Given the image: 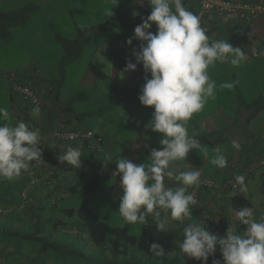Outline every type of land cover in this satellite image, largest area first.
Segmentation results:
<instances>
[{
  "label": "clouds",
  "instance_id": "9594fccd",
  "mask_svg": "<svg viewBox=\"0 0 264 264\" xmlns=\"http://www.w3.org/2000/svg\"><path fill=\"white\" fill-rule=\"evenodd\" d=\"M117 3L118 0H112V5ZM149 3L150 14L135 26L134 37L126 41L131 45L135 38L142 43L139 50L132 53L136 63L126 62L125 71L135 70L137 64H142L145 72L150 73L151 78L144 77L138 99L142 105L154 108L145 127L162 134V147L151 149L150 163L137 164L120 157L115 162L113 175L120 176L123 194L118 212L124 224L143 225L151 215L157 230L167 231V219L162 218L161 210L167 209L172 219L183 221L192 218V206L197 205L188 187L201 183V172L193 168L174 175L169 167L201 147L199 141L189 135L187 123L209 99H215L217 85L208 69L217 61L225 60L234 67L239 66L246 60V54L228 40L210 43L199 17L185 7L183 0H149ZM110 9L106 10L107 16L112 14ZM153 23L155 33L149 31ZM235 84V81L224 82L219 87L231 90ZM8 116L7 109L0 108V119L7 120ZM40 139L39 131L23 121L15 125L0 123V178L14 180L31 161L42 160ZM233 147L239 149V144L234 143ZM81 156L79 147H69L59 160L77 169L81 166ZM211 163L225 167L227 160L217 150ZM165 177L174 178L183 186L173 190L166 186ZM235 179L241 191H247L245 177L238 175ZM236 218L247 226L243 236L227 228L220 237L202 222L186 225L184 238L178 242L180 251L200 264H207L219 246L225 264H264V215L257 220L249 208L242 207ZM149 251L157 257L165 255V249L157 242L150 244ZM212 264L218 261L213 260Z\"/></svg>",
  "mask_w": 264,
  "mask_h": 264
},
{
  "label": "crops",
  "instance_id": "0c3cea01",
  "mask_svg": "<svg viewBox=\"0 0 264 264\" xmlns=\"http://www.w3.org/2000/svg\"><path fill=\"white\" fill-rule=\"evenodd\" d=\"M106 1L108 0H96V3L100 4L105 3ZM123 3H126L128 9L133 10V14L139 21L142 20V18H146L151 12L149 0H119V3L116 5H112V0H110L105 6L106 9L113 7V9H110L113 14L120 4ZM183 3L188 10L192 11L194 14L196 13L198 9L196 3L192 0H183ZM42 4L43 6H40ZM26 7L33 8L35 11L43 8L46 13L44 16L47 19L68 15H70L71 18H74L75 13V7L73 4H69V0H35L22 7L15 6L13 9L2 10L0 13L16 11ZM89 9L91 10L90 6ZM82 11L83 13L88 14L86 9ZM92 11L107 16L106 12H103L100 6ZM259 18L261 19L259 23V29L261 32L257 34L258 37L254 36V41L259 48L260 55L259 57L248 59H262L264 61V36L262 35L264 33V15H261ZM104 20L108 21L107 19ZM106 21H104L103 24ZM73 25H75L76 28V37L78 36V30L80 28L98 26L94 25V23L79 25L76 22H74ZM152 26L156 29L155 23H153ZM207 35L210 43L214 40L224 39L228 40V42L235 47L231 43L232 38L223 31H219L216 36ZM57 36L59 37L60 34H57ZM76 37L60 38L64 40H74ZM141 43L142 42L133 43V46L124 45L122 49L123 63L118 58L115 59L114 57H110L112 61L107 70L108 72L97 66L104 74V77L94 75L90 69V64H92V62L88 63L89 67L84 73L83 80L85 82L91 80L90 82L94 83L100 81L101 83H105V85L111 84L112 91L110 95H113V98L117 101L113 116L109 115L107 119L96 122L92 128L84 125L81 114L74 113L66 104V101L62 98L56 87L55 90L53 89L54 93H58L57 97L59 100L57 102L58 104L55 103L52 107L56 113L64 116L65 112L62 110L61 106L69 107L68 109L70 111L67 110L66 113H74V115L65 116L71 119L74 124L79 125L82 128L94 130L102 135V161L106 174L101 178L96 192H109L110 194H113L114 197L123 193L120 186V176L113 175L116 170L115 162L120 157H124L128 160L130 157H133L130 161L134 163H145L149 160L150 156L148 151L144 149L146 146H148V148L150 146H155L156 149L162 147L160 144L162 134L145 127L152 117L154 108H148V106L142 105L138 99V95L140 94L139 87L141 85L138 83L137 73L134 70H130L132 73L130 79H128L122 87L115 88L116 80H118L117 77L123 74L122 71H125V67L123 66H126V59L130 56V61L136 63L135 57L132 53L133 50H139ZM98 49H100V53L103 56H106L105 54L110 51L109 48L102 49L100 45ZM248 59L244 61L249 63L250 60ZM39 61H47V56H43ZM228 63H230L228 60H225L224 62L217 61L214 66H210L208 69L210 78L214 80L217 85L215 106H213L212 100L209 99L204 108L200 112L195 113L191 120L188 121V133L199 141L201 147L200 149H193L190 151L185 160L174 161L170 164L169 170L172 171L174 175L178 174L179 171H186L195 168L201 172V177L209 178L217 184H225L229 172L233 173L238 171L246 163L261 156L264 143V103L259 104L258 97H264V92L253 101H249V99L245 98L242 90L240 91L239 89L230 96L229 100H227L225 96L230 93V90L221 89L219 85L224 82H229L227 74L222 70V68ZM38 64L41 65L39 62ZM241 65L242 64L239 66L241 67ZM239 66L236 67L239 72L234 70V74L228 75L231 79L235 78L239 80L241 75ZM137 67L143 68L142 64H137ZM110 68H112L113 74H115L112 78L110 76ZM38 70V74H34L37 75L38 78L42 75L45 78L44 71L42 69ZM142 75V84H144L145 76L151 78L150 73L146 72L145 74V71H143ZM85 76L87 78H85ZM254 76L253 80L256 83H259L264 79V74L262 72H258V74ZM47 81L50 82V80ZM234 143L239 144V149L233 147ZM135 147L138 148L135 149ZM217 150H219L227 160L225 167H218L211 163L212 158L217 155ZM232 165L234 167H232ZM263 176L264 170H258L248 176L245 181L247 191H241V189L231 190L229 188H224L222 191H216L210 188L200 187L198 189L199 202H197L196 206H192L193 208L191 209L192 218H184L183 221H176L170 217L169 210H161L162 218L167 219V231H158L151 215L146 217L147 222L143 225L139 223L128 225L124 224V221L118 222L115 219V214L110 215L109 220H112L110 222L102 220L110 226H122L124 224L123 226H126L131 232L137 235L135 246L130 248L127 254L128 257L133 254L136 257L142 258L143 261L140 262L141 264H166V262H168V264H200V261L187 257L179 249L178 242H182L184 238V227L188 224L202 222L207 225L209 231L220 237L225 235L227 228L236 232L237 212L230 209L229 199L236 193H243L250 199L249 196L252 194L251 190L255 191V188H259V191H261ZM18 179L21 178L18 177ZM257 179H259L258 183ZM165 184L173 190L181 185L179 181H176L174 178L169 179L168 177H165ZM258 185H260V187H258ZM46 193L45 190L39 187H34L33 190L29 192V196H33L31 197V200H34V202L38 200L45 202L47 199L45 197ZM69 194H65L63 198L67 197ZM253 209L254 207L251 203L250 210L252 211ZM256 212L258 215L253 216V218L259 220L261 216L264 215V207L262 210L257 208ZM82 236H86L85 233ZM152 242L159 243L165 249V255L160 257L153 255L152 252L149 251V246ZM213 260L214 255L209 257L207 264H212Z\"/></svg>",
  "mask_w": 264,
  "mask_h": 264
},
{
  "label": "rangeland",
  "instance_id": "374dc122",
  "mask_svg": "<svg viewBox=\"0 0 264 264\" xmlns=\"http://www.w3.org/2000/svg\"><path fill=\"white\" fill-rule=\"evenodd\" d=\"M32 1L35 0H0V12L5 9H13L15 6L22 7ZM109 1L110 0L105 3L97 4L96 0H69V4H73L75 7L74 18L68 15L47 19L44 16L46 13L43 8L38 11L32 9L23 24H16L10 29H7L9 31L7 35L0 34V108L7 109L9 113L8 119H0V123L15 125L16 107L10 99L7 74L12 70L23 69L24 71L26 67H31L33 70L42 69L45 78L42 75L40 78H36L37 81L41 80L48 84L50 83L49 86L51 85L50 89L52 90L56 87L73 112L81 114L84 125L92 128L96 122L107 119L109 115L113 116L117 101H115L113 95H110L112 85H105V83H101L100 81H98V83L90 82L91 80L85 82L83 76L85 71L88 70L89 62L107 71L112 61L110 57H114L115 59L118 58L122 61V49L124 45H129L126 41L128 38L134 37L133 30L135 26L141 23V20L139 21L137 18L131 17L126 20V23L130 25V27L128 25L126 29L116 26L98 33L93 32L83 49H81L78 54H74L70 57L66 62L62 59L63 49L62 44L59 42V39L64 37H76L75 35L77 32L75 25H73L74 22L79 25L94 23V25L102 27L103 22L106 21L104 19L109 20L112 14L103 16V14H98L96 11L92 10L99 8V6L103 12H106V10L110 8L113 9V7L106 9L105 4ZM40 6H43V4ZM82 7L87 10L88 14L83 13L82 10L84 9ZM260 21L261 19L257 18L255 22L254 36L256 37H258L257 34L261 32L259 29ZM149 31L155 33L156 29L152 26ZM57 34H60V36L58 37ZM262 35L264 36V33ZM138 42L142 41L133 38L131 45L133 46V43ZM99 45L102 49H110L109 53L105 54L106 56L100 53L101 51L98 49ZM43 56H47V61H39ZM38 62L41 63V65H39ZM241 64V67L239 66L241 71L239 80L235 78L231 79L228 76L234 74V70L239 72L236 68L237 66L234 67L228 63L222 68L223 72L227 74L229 82H236L235 87L230 90V93L226 95L225 98L229 100L230 96L240 89L246 99L253 101L264 92V79L259 83L253 80V76L257 75L258 72L264 74V61L262 59H251L249 63L243 61ZM110 71V76L112 78L115 74H113L112 68H110ZM134 71L138 75V83L141 85L139 89H141L143 86L142 74L145 70L136 67ZM122 73L123 74L117 77L118 80H116L115 83L116 89L117 87H122L123 84L130 79L132 74L130 70L122 71ZM85 78L87 77L85 76ZM47 80H50V82ZM227 90L229 91V89ZM215 99H211L213 106H215ZM258 103H264V97H258ZM150 107L152 106H148V108ZM74 113H65L64 116H72ZM137 148L138 147H135V149ZM153 148H155V146H150L149 148L146 146L144 149L150 154ZM131 159H133V157L129 158V160ZM150 162L149 159L145 163ZM5 180L7 179L0 178V182H5ZM7 181L9 182L10 180ZM258 182L259 179H257V183ZM11 184L14 185L13 183ZM258 187H260V185H258ZM9 188H12V186ZM251 191L252 194L249 197L254 207L252 213L253 216H256L258 215L256 212L257 208L262 210L264 207V192L259 191V188H255V191ZM122 194L123 193H120V195L114 197L113 194L109 192L106 193L105 191H97L87 196L79 193H70L67 197L59 201L58 205L61 207L70 206L77 208L85 201L89 210L95 212L100 219L110 222L112 221L109 220L110 215L115 214V219L118 222H123V218L118 212L120 196ZM76 219L77 218L74 217L71 221H76ZM0 264H6V262L3 261V263L0 262ZM166 264H168V262H166Z\"/></svg>",
  "mask_w": 264,
  "mask_h": 264
},
{
  "label": "trees",
  "instance_id": "16d2710c",
  "mask_svg": "<svg viewBox=\"0 0 264 264\" xmlns=\"http://www.w3.org/2000/svg\"><path fill=\"white\" fill-rule=\"evenodd\" d=\"M32 9L26 7L0 13V34L7 35L9 33L7 29L16 24H23ZM133 13L132 9L127 8L126 3L120 4L110 19L102 24V27L80 28L74 40L59 39L63 49V61L66 62L74 54H78L93 32L98 33L116 26L128 28L129 24L126 20L131 17L136 18ZM90 69L94 75L104 77L101 70L94 64H90ZM54 90L50 89L49 94L52 99L46 119L48 121L60 115L52 109L59 101L58 93H54ZM9 93L11 101L14 102L10 90ZM61 107L65 113L69 110V107ZM20 178L0 182L2 183L0 185V207L10 209L7 213H0L1 263L4 261L7 264H141L142 258L133 254L128 257L127 254L128 250L135 246L137 235L126 226H110L95 212L89 210L85 201L77 208L61 207L58 203L65 195L51 203L49 201L51 194L47 192L45 202L31 200L19 208L23 203L21 191L26 185V179L21 175ZM100 180H92L80 187L72 185L66 188L67 193L92 195L98 189ZM10 186L12 188H9ZM57 189L60 188L57 187ZM261 191L264 192V176ZM229 206L231 210L237 212L242 207L250 209L251 202L243 193H236L230 197ZM74 217L77 218L76 221H71ZM246 228L247 226L237 219L236 233L243 236ZM84 233L86 236H82ZM214 260L218 261V264H225L219 246L214 254Z\"/></svg>",
  "mask_w": 264,
  "mask_h": 264
},
{
  "label": "built area",
  "instance_id": "2783aa9c",
  "mask_svg": "<svg viewBox=\"0 0 264 264\" xmlns=\"http://www.w3.org/2000/svg\"><path fill=\"white\" fill-rule=\"evenodd\" d=\"M192 1L198 6L195 15L199 17L206 34L216 36L219 31H223L232 38L231 43L235 47L245 52L247 59L259 57L260 51L254 41V27L257 18L264 15V0ZM130 60L129 56L126 62ZM37 72V69L26 67L24 71L12 70L7 74V83L16 107L15 124L23 121L29 128L38 130L41 137L39 147L43 150L42 160L31 161L29 167L22 171L21 176L26 179V185L21 191L23 203L19 208L31 201L29 192L34 187L50 193L49 201L54 203L67 193L66 188L72 185L83 186L106 174L102 161L103 137L100 133L82 128L66 116L59 115L50 121L46 120L51 100L50 86L47 82L37 81ZM69 147L80 148V168L75 169L59 160ZM258 170H264V143L261 156L246 163L240 170L229 172L225 184L201 177V183L189 186L188 192L199 202L200 186L216 191L224 188L239 190L240 185L235 177L242 175L246 181L249 175ZM9 211L7 207H0V213Z\"/></svg>",
  "mask_w": 264,
  "mask_h": 264
}]
</instances>
